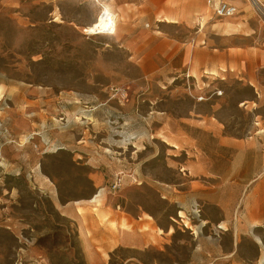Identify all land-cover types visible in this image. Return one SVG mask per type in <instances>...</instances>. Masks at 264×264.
Wrapping results in <instances>:
<instances>
[{
	"label": "rangeland",
	"instance_id": "1",
	"mask_svg": "<svg viewBox=\"0 0 264 264\" xmlns=\"http://www.w3.org/2000/svg\"><path fill=\"white\" fill-rule=\"evenodd\" d=\"M248 1L264 38V0ZM103 3L0 0V153L5 158L3 165L0 161V264H87L80 223L62 206L99 204L102 197L90 177L109 167L98 168L90 160L130 150L129 139L108 148L102 141L106 132L95 130H190L188 122L196 115L237 136L261 130L264 102L244 82L217 79L201 82L202 87L187 75L164 81L158 74L147 82L138 58L119 42L117 24L114 35H87L93 25L101 32L112 25L100 17L102 7L111 11ZM258 79L264 85V70ZM150 149L163 160L168 152L158 141ZM184 156L181 152L180 159ZM163 160L147 170L170 181L172 172ZM111 182L106 179L103 186L110 197L126 195L160 227L170 225L172 233L161 248L137 254L119 249L96 264H191L194 238L171 220L175 207L148 187L126 190L124 185L110 194ZM255 236L264 246V232L251 236L254 241ZM225 246L232 249L231 242ZM235 249L233 258L218 264H241L245 254L238 245Z\"/></svg>",
	"mask_w": 264,
	"mask_h": 264
},
{
	"label": "crops",
	"instance_id": "2",
	"mask_svg": "<svg viewBox=\"0 0 264 264\" xmlns=\"http://www.w3.org/2000/svg\"><path fill=\"white\" fill-rule=\"evenodd\" d=\"M229 3L238 9L232 18H216L207 0H104L103 4L116 14L118 40L138 58L147 82L157 74L164 81L187 75L202 87L204 81L237 80L254 89L259 102H264V85L258 79L264 70L260 23L248 0ZM259 125L261 130H244L237 136L212 118L196 115L188 122L190 130H95L106 132L102 141L108 148L130 140V150L118 151L119 156L98 154L90 160L98 168L109 167L90 177L96 194L101 191L99 204L77 201L62 206L67 216L80 223L79 239L87 264L104 263L119 249L137 254L161 248L172 233L170 225L160 227L126 195L118 198L106 193L105 180L119 171L137 179V184L125 179L124 189L153 190L161 201L175 207L176 218L171 220L178 229L195 232L191 264H218L233 258L237 245L245 254L241 264L253 263L255 258L257 264H264L261 240L251 239L264 232V120ZM155 141L168 150L164 160L150 149ZM181 152L185 154L182 160ZM162 160L172 172L170 181L147 170L149 164ZM0 161L3 165L2 153ZM195 206L200 209L199 219L190 220ZM230 242L231 250L225 246Z\"/></svg>",
	"mask_w": 264,
	"mask_h": 264
},
{
	"label": "built area",
	"instance_id": "3",
	"mask_svg": "<svg viewBox=\"0 0 264 264\" xmlns=\"http://www.w3.org/2000/svg\"><path fill=\"white\" fill-rule=\"evenodd\" d=\"M207 5L211 9L213 15L217 18H232L238 14L237 8L224 0H217V1L207 0ZM101 14H103V11L101 12ZM109 24L102 30L101 33H99V30L90 31L89 29H87L85 33L90 36L114 35L116 32V26H114V24L112 25H109ZM111 92L116 93L118 92V89L112 88ZM217 94H219V92ZM197 99L201 100L202 98H197ZM125 179L130 180V182L133 184H137V179L134 175L129 174V173L128 174L118 173L114 175L112 178V182L110 183V186H109L110 192L114 194L117 192H120L121 189L125 185ZM199 214H200V209L198 206H195V208L192 209L191 214H189L188 218L190 220L199 219ZM218 229H220L219 226H218ZM189 232H190V235H195L194 231L189 230Z\"/></svg>",
	"mask_w": 264,
	"mask_h": 264
},
{
	"label": "bare ground",
	"instance_id": "4",
	"mask_svg": "<svg viewBox=\"0 0 264 264\" xmlns=\"http://www.w3.org/2000/svg\"><path fill=\"white\" fill-rule=\"evenodd\" d=\"M102 11H103V14L100 13V17H101V19H102V20H106V21H111L112 24H114V26H116V24H117V19H116V17H115L116 15L113 14L111 11H109L106 7H103ZM88 29H89L90 31L97 30V28H96L95 25H93L92 27H90V28H88ZM100 32H101V31L99 30V33H100ZM99 194H101V191L99 192ZM256 241H258V242L260 243V241H259L258 238H256Z\"/></svg>",
	"mask_w": 264,
	"mask_h": 264
}]
</instances>
